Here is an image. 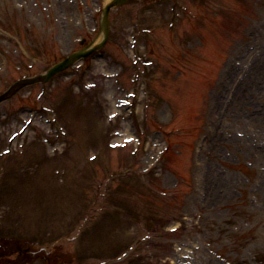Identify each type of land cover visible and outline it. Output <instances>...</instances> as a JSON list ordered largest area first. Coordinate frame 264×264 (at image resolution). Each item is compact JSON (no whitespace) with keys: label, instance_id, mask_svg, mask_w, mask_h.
Returning a JSON list of instances; mask_svg holds the SVG:
<instances>
[{"label":"rangeland","instance_id":"obj_1","mask_svg":"<svg viewBox=\"0 0 264 264\" xmlns=\"http://www.w3.org/2000/svg\"><path fill=\"white\" fill-rule=\"evenodd\" d=\"M102 1L72 0L79 5L60 15L61 0H0V93L80 47L81 37L92 40ZM162 1L115 8L105 56L1 104L0 231L15 227L29 237L19 228L34 226L32 213L47 224L37 228L40 245L71 254L79 247L90 257L83 264L119 260L131 247L116 264H174L190 243L197 264H264L257 257L264 254V126L253 121L264 115V93L254 94L264 86V0ZM133 93L134 109L125 104ZM42 105L51 113L37 114L20 133L29 106ZM55 137L52 146L46 138ZM218 170L234 182L219 202L215 193L227 191ZM107 181L109 188L121 183V192L110 209L96 204V221H84L89 240L77 224L91 191ZM79 191L84 209L72 210L68 200L77 203ZM38 202L45 205L36 212ZM103 250L111 256L99 257ZM138 254L143 259L132 260Z\"/></svg>","mask_w":264,"mask_h":264},{"label":"bare ground","instance_id":"obj_2","mask_svg":"<svg viewBox=\"0 0 264 264\" xmlns=\"http://www.w3.org/2000/svg\"><path fill=\"white\" fill-rule=\"evenodd\" d=\"M259 52H262V49H259ZM249 56H251V54L249 55ZM258 64H255L254 65V67L256 68V66H257ZM261 73L262 74H264V69L261 71ZM255 88V95H258L257 94V92H259V94H262V93H264V87H259V86H255L254 87ZM243 100H245L246 101V99L245 98H243ZM253 121H254V123H256V125H258V124H261L262 126H264V118L261 116H256V119L254 118L253 119ZM215 174V173H214ZM216 175V174H215ZM216 179H218V180H220V183L223 185V183L226 185V188L228 189V190H230V185H229V180L228 179H226V177H224L223 175H222V173H220L219 175H218V177H216ZM225 181V182H224ZM214 182H212V184H213ZM211 184V185H212ZM262 184L264 185V182H262ZM216 188V190L218 189L217 188V186L215 187ZM216 196H217V198H216V201L217 202H219L220 201V199L223 197V198H227V196H228V193H226V194H220V193H216Z\"/></svg>","mask_w":264,"mask_h":264},{"label":"water","instance_id":"obj_3","mask_svg":"<svg viewBox=\"0 0 264 264\" xmlns=\"http://www.w3.org/2000/svg\"><path fill=\"white\" fill-rule=\"evenodd\" d=\"M125 0H115L114 3H121ZM111 5H108L105 10H104V14L102 17V32L104 33L105 37L108 34V25H109V17H108V13H109V7ZM82 54V52H79L78 55Z\"/></svg>","mask_w":264,"mask_h":264},{"label":"flooded vegetation","instance_id":"obj_4","mask_svg":"<svg viewBox=\"0 0 264 264\" xmlns=\"http://www.w3.org/2000/svg\"><path fill=\"white\" fill-rule=\"evenodd\" d=\"M7 261H9V258L6 257L0 258V264H5Z\"/></svg>","mask_w":264,"mask_h":264}]
</instances>
